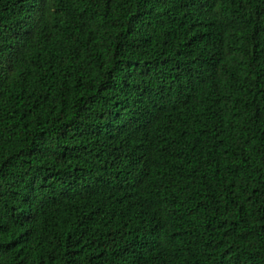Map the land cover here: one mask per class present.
Segmentation results:
<instances>
[{
    "label": "trees",
    "instance_id": "16d2710c",
    "mask_svg": "<svg viewBox=\"0 0 264 264\" xmlns=\"http://www.w3.org/2000/svg\"><path fill=\"white\" fill-rule=\"evenodd\" d=\"M0 264H264V0H0Z\"/></svg>",
    "mask_w": 264,
    "mask_h": 264
}]
</instances>
